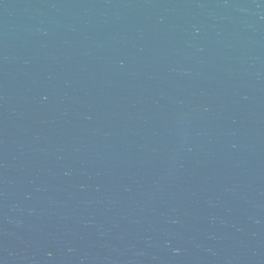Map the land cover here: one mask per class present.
<instances>
[{"label":"water","instance_id":"obj_1","mask_svg":"<svg viewBox=\"0 0 264 264\" xmlns=\"http://www.w3.org/2000/svg\"><path fill=\"white\" fill-rule=\"evenodd\" d=\"M0 264H264V0H0Z\"/></svg>","mask_w":264,"mask_h":264}]
</instances>
